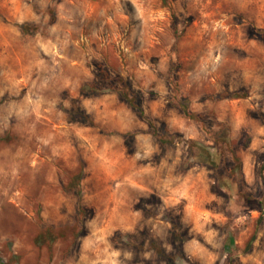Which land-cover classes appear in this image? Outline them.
Returning <instances> with one entry per match:
<instances>
[{
  "label": "rangeland",
  "instance_id": "374dc122",
  "mask_svg": "<svg viewBox=\"0 0 264 264\" xmlns=\"http://www.w3.org/2000/svg\"><path fill=\"white\" fill-rule=\"evenodd\" d=\"M36 25L25 37L20 25ZM264 0H0V255L20 264H264ZM100 69L141 94L155 125L210 144L171 103L228 126L243 160V192L231 200L212 172L189 167L188 146L162 149L115 92L81 93ZM242 93L244 98H232ZM74 104L93 123L70 121ZM143 131L134 143L122 134ZM226 131V132H225ZM84 167L78 191L65 186ZM91 210L78 214L79 204ZM86 234L34 245L54 225Z\"/></svg>",
  "mask_w": 264,
  "mask_h": 264
},
{
  "label": "trees",
  "instance_id": "16d2710c",
  "mask_svg": "<svg viewBox=\"0 0 264 264\" xmlns=\"http://www.w3.org/2000/svg\"><path fill=\"white\" fill-rule=\"evenodd\" d=\"M19 27L25 37H33L39 33L38 27L31 23H24ZM256 36L258 39L264 41V34L257 33ZM97 77L98 79L83 84L81 93L84 97L97 98L104 93L115 92L120 100H122L140 119L148 121L150 130L146 133L151 134L162 149L174 146L177 141L184 146H188L191 154V157L188 159L189 167L192 165H199L208 168L212 172L211 176L215 181L216 188L226 191L231 200L239 198L251 207H257L259 204L263 203V199L260 198V196L250 197L249 194L243 192V160L238 153V146L234 143V140L230 136L222 134L224 130H227L229 133L227 125L216 123V127L213 128L211 119L208 118V120H204L203 114L190 112V101L188 99L171 103V106L175 108L181 116L191 119L201 126L210 144L199 143L194 140H185L180 134L171 132L165 125H161L160 127L155 125L151 118L145 116L141 94L133 90L130 83H127L125 79L120 76L113 77L102 69L98 72ZM231 97L237 99L244 98L245 95L242 93H234ZM68 117L71 122L93 123L90 114L76 104L68 111ZM140 133H143V131L126 132L122 134V137L128 143H134L136 136ZM84 177V167L71 173L65 190L79 192ZM90 212L91 210L87 209L81 203L79 204L78 214L80 216L83 217L85 213L88 214ZM172 224L173 226L170 232L174 252L167 253L163 246L154 239L149 245V248L154 251L157 259L166 264H178L179 261L183 260L184 251L182 246L188 239L180 226L176 223ZM85 232L86 228L78 222L77 225L70 229L49 225L37 234L34 239V245L38 248L47 247L51 251L54 244L59 239H66L68 236L74 238V245H76L78 239L86 234ZM19 260L20 258L18 255H14L9 260H6L0 255V264H20Z\"/></svg>",
  "mask_w": 264,
  "mask_h": 264
}]
</instances>
